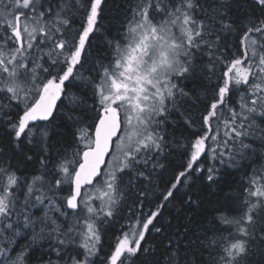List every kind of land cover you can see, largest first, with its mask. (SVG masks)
<instances>
[{"label": "snow or ice", "instance_id": "1", "mask_svg": "<svg viewBox=\"0 0 264 264\" xmlns=\"http://www.w3.org/2000/svg\"><path fill=\"white\" fill-rule=\"evenodd\" d=\"M106 7L0 0V264H189L196 244L203 264H251L264 254V0H128L88 66ZM228 169L243 173L237 195ZM221 193L209 220L205 196Z\"/></svg>", "mask_w": 264, "mask_h": 264}, {"label": "trees", "instance_id": "2", "mask_svg": "<svg viewBox=\"0 0 264 264\" xmlns=\"http://www.w3.org/2000/svg\"><path fill=\"white\" fill-rule=\"evenodd\" d=\"M128 0H107V7L104 10L103 17L99 22L100 32L96 35V39L92 41V48L88 51L87 55L89 58V65L91 62L95 60L98 56L104 54L105 40L118 38L119 33L122 31V24L125 20L126 14V5ZM73 92H78L76 88L72 89ZM192 114L199 120V114L195 107L191 109ZM178 119V117H177ZM61 125H63L64 121H58ZM66 130V129H65ZM169 131H172L170 128ZM177 136L184 135L183 130L176 131ZM37 165L29 164L24 166V170L26 172H32L35 170ZM173 169L167 170L161 177L162 181H167L172 175ZM243 173L238 169H228L227 173L222 177L224 183L222 187L227 190H230L233 195L238 194V190L241 187V177ZM223 193L220 196H205V202L202 205L204 212L207 214L208 219H212L213 210L216 207H219L222 202ZM131 202V201H129ZM193 216V223L190 227L195 228L196 224L199 223L203 217L201 213H190ZM175 223V220H173ZM191 235V233H190ZM150 243L156 244L158 257L162 254L165 249L163 248V243H166L162 237L158 238V240H152ZM187 243V241H185ZM187 260L189 264H203L204 260L209 259V253L203 249V247L199 244L189 245L187 248ZM251 264H264V254L257 253L252 257Z\"/></svg>", "mask_w": 264, "mask_h": 264}]
</instances>
